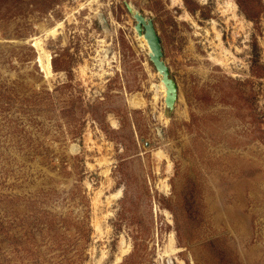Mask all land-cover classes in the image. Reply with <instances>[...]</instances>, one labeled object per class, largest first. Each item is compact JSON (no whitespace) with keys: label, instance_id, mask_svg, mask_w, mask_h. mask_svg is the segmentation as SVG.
Returning <instances> with one entry per match:
<instances>
[{"label":"rangeland","instance_id":"rangeland-1","mask_svg":"<svg viewBox=\"0 0 264 264\" xmlns=\"http://www.w3.org/2000/svg\"><path fill=\"white\" fill-rule=\"evenodd\" d=\"M0 264H264V0H0Z\"/></svg>","mask_w":264,"mask_h":264},{"label":"bare ground","instance_id":"bare-ground-1","mask_svg":"<svg viewBox=\"0 0 264 264\" xmlns=\"http://www.w3.org/2000/svg\"><path fill=\"white\" fill-rule=\"evenodd\" d=\"M59 27H61V22L57 23L55 26H53L52 28H50L49 30H47L45 32V34L54 35L55 32H56V30H57V28H59ZM33 45L38 50L37 63L39 65L40 71L42 73H44L45 77H50L51 74H52V70H51L50 56H49V54L40 46L39 40H37V38H35V42L33 43ZM138 103H139V100L136 101V102H134L135 105L138 104ZM171 242L172 241H171V237H170V242L169 243H171ZM126 250H127V248L123 249L122 250V253L126 252Z\"/></svg>","mask_w":264,"mask_h":264},{"label":"water","instance_id":"water-1","mask_svg":"<svg viewBox=\"0 0 264 264\" xmlns=\"http://www.w3.org/2000/svg\"><path fill=\"white\" fill-rule=\"evenodd\" d=\"M134 17L137 20L138 25L144 28L145 38L147 39L149 48L152 52V59L158 65L161 52L159 46V39L154 31L152 24L146 22L145 19L139 14H135Z\"/></svg>","mask_w":264,"mask_h":264}]
</instances>
